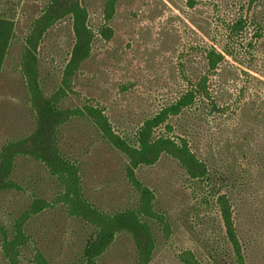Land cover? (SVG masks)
Instances as JSON below:
<instances>
[{"label":"rangeland","instance_id":"374dc122","mask_svg":"<svg viewBox=\"0 0 264 264\" xmlns=\"http://www.w3.org/2000/svg\"><path fill=\"white\" fill-rule=\"evenodd\" d=\"M194 1L191 8L187 0H120L109 25L111 37L95 38L91 55L76 72L62 107L99 106L116 132L129 135L180 94L191 76L200 74L204 69L200 49L221 39L224 24L242 15L264 27V0ZM105 2L0 0V18L14 26L0 72V153L8 144L26 149L25 139L35 127L20 74L24 47L36 46L40 86L45 95H53L61 86L73 42L66 9L70 5L85 8L88 23L100 31ZM49 12L61 13L50 27L43 24ZM254 33L255 27H249L247 37L252 41ZM252 54L251 74L230 68L228 88H223L231 95L243 87L246 91L239 97L244 107L216 136L202 129L195 145L207 156L215 155L210 160L213 165H223L242 177L240 185L244 186L232 201L234 222L246 264H264V36ZM63 134L61 143L80 168L85 198L110 214L135 206L138 195L126 177L125 157L102 141L84 118L67 122ZM135 176L154 192L155 209L166 224V229L155 227L156 246L149 264H188L189 260L231 264L221 258L222 223L206 187L190 185L167 157L136 170ZM10 179L15 187L0 189V227L5 229L35 198L51 202L58 192L46 170L30 158L16 160ZM90 231L59 206L44 210L26 224L30 239L21 264H33L36 250L52 264H74ZM0 264H5L1 255ZM96 264H136L132 242L118 237Z\"/></svg>","mask_w":264,"mask_h":264},{"label":"trees","instance_id":"16d2710c","mask_svg":"<svg viewBox=\"0 0 264 264\" xmlns=\"http://www.w3.org/2000/svg\"><path fill=\"white\" fill-rule=\"evenodd\" d=\"M119 1L106 0L104 26L100 31H95L88 23L85 8L70 5L66 9L72 22L73 42L63 69L61 86L53 95H45L40 86L36 46L23 49L20 74L35 127L25 139L26 149H21L18 144H8L0 153V189L15 187L10 179L14 164L19 157H26L46 170L57 185L58 192L51 202L35 198L9 229L0 227V255L5 264H21L23 251L30 239L26 224L44 210L59 206L68 217L84 223L91 230L82 246L80 259L74 264H96L118 237H126L132 242L136 264H149L156 246L155 227L160 225L166 229V224L155 209L154 192L139 182L135 171L153 166L162 157H167L177 165L190 185L206 187L209 196L214 198L222 223L221 258L230 260L231 264H246L232 203L233 197L244 186V183L240 185L242 177L223 165H213L210 160L215 155L207 156L195 143L196 134L202 129L216 136L221 126L229 121L231 123L236 113L244 107V101L239 97L246 91L243 87L231 95L223 88L227 87L225 83L230 78V68L236 72L240 70L246 76L251 74L255 56L252 52L258 40L264 36V27L252 17L242 15L224 24L221 39H213L200 49L204 62L200 74L191 76L180 94L144 119L133 133L120 135L99 106L84 105L69 109L61 104L67 92L71 91L76 72L89 59L95 38L100 35L109 40L111 37L109 25ZM187 2L191 8L195 5L194 0ZM60 15L49 12L44 15L43 24L50 27ZM249 27H255L254 41L247 37ZM13 34V23L0 18V72ZM235 78L241 79L238 76ZM75 118L87 120L102 141L125 157L126 177L138 195L135 206L110 214L85 198L80 168L69 158L61 143L67 122ZM181 122H185V125ZM187 262L196 263L193 260ZM32 263L52 264L39 250L33 254Z\"/></svg>","mask_w":264,"mask_h":264}]
</instances>
